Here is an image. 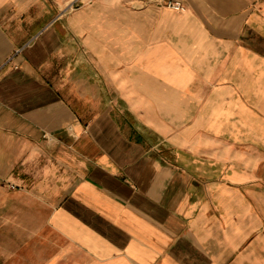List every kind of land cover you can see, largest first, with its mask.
Listing matches in <instances>:
<instances>
[{
	"label": "crops",
	"instance_id": "1",
	"mask_svg": "<svg viewBox=\"0 0 264 264\" xmlns=\"http://www.w3.org/2000/svg\"><path fill=\"white\" fill-rule=\"evenodd\" d=\"M0 0L1 264H264V0Z\"/></svg>",
	"mask_w": 264,
	"mask_h": 264
},
{
	"label": "built area",
	"instance_id": "2",
	"mask_svg": "<svg viewBox=\"0 0 264 264\" xmlns=\"http://www.w3.org/2000/svg\"><path fill=\"white\" fill-rule=\"evenodd\" d=\"M139 1L161 3L162 5L175 11H181L184 9V5L181 0H139Z\"/></svg>",
	"mask_w": 264,
	"mask_h": 264
},
{
	"label": "rangeland",
	"instance_id": "3",
	"mask_svg": "<svg viewBox=\"0 0 264 264\" xmlns=\"http://www.w3.org/2000/svg\"><path fill=\"white\" fill-rule=\"evenodd\" d=\"M2 240H3V238H0V246H2ZM2 258H0V264L2 263V260H1Z\"/></svg>",
	"mask_w": 264,
	"mask_h": 264
}]
</instances>
